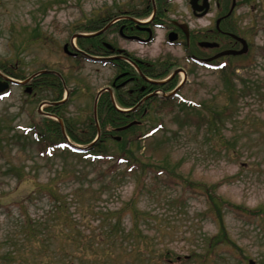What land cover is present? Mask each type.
Wrapping results in <instances>:
<instances>
[{"label": "rangeland", "instance_id": "1", "mask_svg": "<svg viewBox=\"0 0 264 264\" xmlns=\"http://www.w3.org/2000/svg\"><path fill=\"white\" fill-rule=\"evenodd\" d=\"M243 2L240 25L247 34L253 30L252 46L233 67L185 65L161 30L148 44L117 39L143 60L165 55L186 66L180 97L170 108L160 99L146 106L125 138L158 127L133 149L140 165L166 172L108 174L114 160L45 153L43 130L38 141L28 127L37 131L38 119L47 116L44 102L58 97L59 88L43 83L27 93L10 84L0 98V256L10 254L0 264H264V0ZM147 4L0 0V71L15 79L59 72L56 83L68 91L59 113L80 137L94 123L96 95L114 70L70 56L64 45L79 47L76 34L89 33L84 30L109 12ZM176 5L166 15L183 13ZM193 110L195 123L188 118ZM67 129L60 127L71 140ZM109 146L116 151L115 143ZM107 221L117 228L111 235ZM116 238L119 246L111 244Z\"/></svg>", "mask_w": 264, "mask_h": 264}, {"label": "flooded vegetation", "instance_id": "2", "mask_svg": "<svg viewBox=\"0 0 264 264\" xmlns=\"http://www.w3.org/2000/svg\"><path fill=\"white\" fill-rule=\"evenodd\" d=\"M177 2H181L183 13L177 16L166 15L168 10L177 9ZM164 4L167 6H160ZM242 5H246V2L149 0L146 9H143H151L150 18L146 20L137 17L141 14L140 7L119 10L116 11L117 13L109 12L101 27L104 28V32L97 37L101 39L103 46V55L99 56L104 59L106 67L114 70L110 82L105 86L112 106L113 100L119 103L118 97H122L124 102L129 104V112L136 114L134 119L139 122L138 118L142 115L140 112H145L149 95L157 96L161 100L176 87L181 85L178 91L182 89L186 79L179 71L181 70L186 76L185 65L192 64L199 68L217 70L231 67L233 62H236L233 60L238 61L247 57L252 46L250 37L253 30L247 34L246 27L240 25L243 13L239 10ZM156 30L164 32L166 44L175 46L183 52L185 65L177 66L174 60H168L165 55H158L155 62L152 59L143 60L119 46L118 38L129 43H151L155 40ZM244 47L246 51L242 54L231 52L222 54L225 51H238ZM179 76H182L180 81ZM163 77L168 80L162 85L151 82ZM28 85L32 86L31 81L25 85V88ZM112 124L117 127L121 126L122 122L113 121Z\"/></svg>", "mask_w": 264, "mask_h": 264}, {"label": "trees", "instance_id": "3", "mask_svg": "<svg viewBox=\"0 0 264 264\" xmlns=\"http://www.w3.org/2000/svg\"><path fill=\"white\" fill-rule=\"evenodd\" d=\"M143 9H146V8L143 7ZM149 12H150V9L149 10H142L141 14L138 15V17L143 18L145 16H148ZM101 21H104V19L103 20L95 19V21H93L94 24H92L90 27H87V29H85L84 31L95 30L96 26H98L99 24H101V25L103 24V23H100ZM77 43L79 45V48L86 51V52H90L93 50L96 53H100L102 48H103L101 39L97 36H95V37H79ZM70 46L71 45H69V47ZM79 57L81 58L82 55ZM3 69L4 68H2V70ZM3 71L5 73H7L8 75L11 74L5 69ZM56 81H59V78L56 77L55 75L42 74V75L36 77L33 80V83L36 86L42 85L43 83H45L48 88H52V89L54 88L55 90L58 87L59 88V90H58L59 96L56 98V100H60L62 98L63 91L65 90V86L62 87L60 85H57ZM151 99H154V97H152ZM118 101H119V104L123 107L129 106V104L125 103L123 98L120 96L118 97ZM171 103L173 104L172 98L160 101V105L162 106V108L166 107V106H169V108H170V106L172 105ZM63 106H64V103L52 105V106H47V107H45V111H47L50 114H54V115H56L62 119L63 117L59 113V110ZM107 108H108V110H107ZM98 112L100 114V117H99V138L94 143H92L88 146L82 145V147H77L73 144L75 143V144L81 145V144L91 143V141L93 140L92 139L93 136H95L96 132H97V127H96V125H94V123L92 124V122H91V124H88L86 127H84L86 132H84L83 134L78 133L80 137H77L73 133L74 131L70 132V127L68 126V124H66V121L64 119V125L66 128H68L67 130L69 132V133H67V135L70 136V138H71L70 141H67V139H65L66 137L62 133V131L60 130V125L57 121L53 120L50 117L43 116V115H41L42 116L41 119H38V121L40 123L37 122V125H36L37 131H34L33 127H31V126L28 127V131H32V135L38 141H40V138H39L40 133L39 132H41L42 134L44 132V137L41 135L42 136L41 143L44 147L42 149L47 154H52V153L56 152V150L57 151H69V152H72V153L79 155L83 158H91L93 160L97 159L99 162H102V163H110L111 161L114 160V162L111 165H109V167H108L109 171L106 172L108 174L118 172V173H116L117 175L118 174L135 175L137 173L136 170L138 168H141V171H143V172L146 169L153 171V173L159 172V170L162 172L165 171L162 167L159 169H154L150 163L146 164V166L140 165L139 160L135 156V151L133 149L134 145H136L139 141L143 140L144 138L148 137V135L152 134L154 132L153 130L156 131V129H158V127L150 129V131L148 133H145V134H136L137 133V131H136L134 134L130 135L128 137V139H125L127 133L136 129L139 124L132 125L131 127H129L128 129H126L124 131H118L117 128L115 127V125L112 124V122L113 121H115V122L120 121V122H122V124H127L135 118L136 114H133L132 112H129V111L128 112L117 111L112 106V104L110 103L107 93L101 94V96L99 98ZM190 114H192V116H189L188 118L191 119V121H192L191 123H193V122L195 123L197 120H199L198 118H194L196 114H199V112H196L195 110H193L190 112ZM212 114H213V116H216V117L218 115L217 113L214 114L213 112H212ZM197 116H199V115H197ZM200 119H201V115H200ZM211 120L214 121V117ZM208 121H210V120H208ZM41 129L43 130V132L41 131ZM38 130H40V131H38ZM116 135H120V137H122L121 140H119V141L114 140V136H116ZM85 137H87V138H85ZM130 138H132V139H130ZM107 140H110V141H107ZM110 142L115 143L114 148L116 149V151H112V152L109 151L111 149V146H109ZM208 195L210 198L211 193H209ZM209 202H211V201H209ZM64 207L65 206H55V208H56L55 210L57 211V210L63 209ZM64 219H66V218L64 217ZM66 220H68V218ZM107 225H109L108 232L110 235L117 231L116 225L112 224L111 221H107ZM39 240L41 242L44 240V245L47 242L44 238H40ZM116 240H117V238L114 241H112L111 244L116 243L117 242ZM119 244H120V242H117L118 246H119ZM9 254L10 253H5V254L1 255L0 259L7 260L9 258L8 257ZM0 262H3V261L0 260Z\"/></svg>", "mask_w": 264, "mask_h": 264}, {"label": "water", "instance_id": "4", "mask_svg": "<svg viewBox=\"0 0 264 264\" xmlns=\"http://www.w3.org/2000/svg\"><path fill=\"white\" fill-rule=\"evenodd\" d=\"M100 32H102V31H98V32H96V33H94V34H99ZM88 35H91V34H77L76 37H77V36H88ZM66 47H67V45H64V50H66ZM244 51H246V47H244L243 49H241V50H239V51H225V52L222 53V54H228L229 52L235 54V53H242V52H244ZM46 73L55 74V75H57L58 77H60V74H58V73L55 72V71L41 70V71H38L37 73H34L33 75H31V77H30L29 79L34 78V77H36L37 75H40V74H46ZM0 76L3 78V80H0V92L3 91V90L8 86V83H9V82H13V83H21V81H17V80H15V79H13V78H10V77H8V76H5V75H3L2 73H0ZM29 79H27V80H29ZM23 82H25V81H23ZM161 83H162V82H160V84H161ZM177 90H178V88L175 89L174 92H176ZM27 91H30V89L28 88ZM59 122L61 123L60 120H59ZM131 124H132V123H130V124H128V125H125V126H122V127H120L119 129H120V130L126 129V128H128ZM249 264H253V262L250 261Z\"/></svg>", "mask_w": 264, "mask_h": 264}]
</instances>
